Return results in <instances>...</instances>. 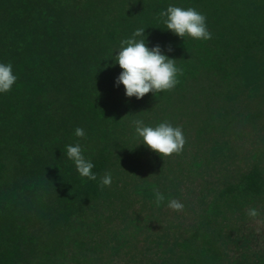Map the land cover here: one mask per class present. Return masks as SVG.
<instances>
[{
    "label": "trees",
    "instance_id": "1",
    "mask_svg": "<svg viewBox=\"0 0 264 264\" xmlns=\"http://www.w3.org/2000/svg\"><path fill=\"white\" fill-rule=\"evenodd\" d=\"M170 4L212 38L168 32ZM141 26L181 75L137 100L111 59ZM0 62L17 76L0 95V264H264V0H0ZM138 118L179 126L182 151L137 146ZM75 143L95 181L66 159Z\"/></svg>",
    "mask_w": 264,
    "mask_h": 264
},
{
    "label": "clouds",
    "instance_id": "2",
    "mask_svg": "<svg viewBox=\"0 0 264 264\" xmlns=\"http://www.w3.org/2000/svg\"><path fill=\"white\" fill-rule=\"evenodd\" d=\"M161 22L166 30L178 38L185 40L190 38L196 41H207L212 38L209 32L206 17L192 7L183 8L168 5L159 13ZM146 28L137 27L130 36L122 39L119 43L116 55L113 56V66L118 65L121 70L114 80V87H123L126 98L140 100L146 94L167 92L173 89L179 82L181 69L175 59L165 54V50L159 44L149 47L148 37L145 35ZM171 52V48L167 49ZM17 81L11 62H0V95L10 92ZM134 128L133 140L139 141L147 150L164 158L172 154H179L184 145L185 137L179 126H173L168 121L157 124H145L143 119L131 121ZM76 137H84L83 128L77 127L74 131ZM68 161H71L77 174L81 178L95 181L97 175L93 172L94 163L85 156L79 143L66 145L64 154ZM112 183L111 174H105L100 180V186H110ZM157 203L164 197L159 191L152 187ZM168 207L174 211H181L183 204L173 199L168 202ZM249 216L255 218L258 212L255 208L249 210Z\"/></svg>",
    "mask_w": 264,
    "mask_h": 264
}]
</instances>
